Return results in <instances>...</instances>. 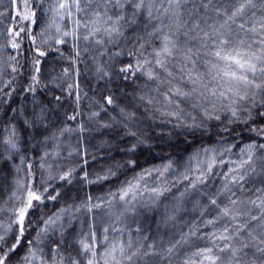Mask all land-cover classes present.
<instances>
[{"label":"trees","instance_id":"16d2710c","mask_svg":"<svg viewBox=\"0 0 264 264\" xmlns=\"http://www.w3.org/2000/svg\"><path fill=\"white\" fill-rule=\"evenodd\" d=\"M51 9L44 0H0V141L15 132L19 148L18 153H11L0 143L4 157L0 160V236L7 229L5 239L13 242V210L23 206L24 195L15 181L30 188L42 181L56 195L55 200H44L29 210L20 247L8 252V245L3 246L8 254L6 264H29L23 259L29 250L36 254L35 260L29 257L31 264H56L69 254L75 257L78 241L86 240L90 233L101 254L106 250L101 244L105 235L112 242L131 240L138 254L131 261L117 254L119 264H199L194 253L211 243L213 232L231 227L226 221L207 223L219 215L208 198L216 199L221 208L227 203L226 195H217L228 183L225 177L243 174L240 184L228 183L235 192L232 199H255L256 190H264V150H252L251 169L247 165L237 169L247 160L249 145L264 144V132L253 131L264 129V120L255 117L257 122L249 121L248 127L230 123L227 114L221 113L220 121H208L199 129L184 127L174 117L162 115L168 109L163 97L146 87L151 82L139 73L131 76L119 71L140 59L143 41L139 37L157 21L145 25L138 18L136 24L122 29L123 36L114 43L91 47L82 38L46 34ZM32 13V21L24 19ZM158 44L154 42V46ZM150 51L146 46L148 59ZM109 96L112 104L105 101ZM152 97L155 100L150 105L147 100ZM41 109L42 123H37L35 117ZM226 125L237 130L228 135L223 131ZM133 132L135 137L130 135ZM137 138L144 142L138 143ZM204 148L214 151L193 158ZM130 161L134 167L129 166ZM169 161L173 170L157 182L170 191L151 207L138 206L135 215L124 213L123 202L113 194L125 180ZM205 161L215 167L200 184L196 177L203 176L200 170ZM38 164L44 167L38 168ZM109 170L115 175L98 179ZM66 171L72 172L70 183L59 179ZM183 175L196 187H189ZM181 192H185L183 197ZM148 196L144 193L142 202L150 203ZM96 204L100 207L93 206ZM37 237L38 245L34 243ZM181 237H187V242L177 244L169 255L166 250ZM145 250L154 255L140 257Z\"/></svg>","mask_w":264,"mask_h":264},{"label":"snow or ice","instance_id":"6c2138e0","mask_svg":"<svg viewBox=\"0 0 264 264\" xmlns=\"http://www.w3.org/2000/svg\"><path fill=\"white\" fill-rule=\"evenodd\" d=\"M58 8L71 18L73 27L72 32L65 31L62 35L72 36L77 40L82 38L88 41L91 47L114 43L123 36L122 29L136 24L138 18H143L145 25L157 21L151 31L146 30L145 34L139 37V40L143 41L139 45L140 59L119 71L131 76L139 73L146 81L151 82L146 84V87L160 94L164 106L168 109L162 115L174 117L177 123H182L184 127L199 129L208 121H220L221 113L227 114L230 123H243L248 127H251L249 121L257 122L255 117L264 120V0H159L158 5L157 0H59ZM34 15L35 13H32L24 19L32 21ZM156 41L159 44L154 46ZM146 46L151 48L148 52L151 59L144 56ZM13 47L18 45L13 44ZM154 100L155 97L149 98L147 103L151 105ZM105 101L107 104L113 103L110 96L105 97ZM42 114L43 109L35 117L37 123H42ZM121 114L124 115L123 110ZM127 118L131 119L130 116ZM236 130L226 125L223 131L231 135ZM253 131L261 133L264 129ZM190 134H194V131ZM130 135L135 137L136 133ZM52 139H55V136ZM137 142L142 144L144 141L137 138ZM0 143L5 146L4 151L19 152L15 132L9 139ZM256 148L264 150V144L249 145L245 150L248 158L238 165L239 168H244L245 165L249 169L252 168V150ZM134 150V147L130 149ZM212 151L214 150L201 149L193 158ZM193 158H190L189 163ZM2 159L3 151H0V160ZM8 160H11L10 156ZM129 166L134 167V162L130 161ZM26 167L31 169L30 164ZM37 167L42 169L44 165L38 164ZM214 167V163L205 161L200 170L203 176L198 175L196 182L204 184L206 181L203 177L210 176ZM171 170L173 165L169 161L161 167L144 169L139 175L125 180L118 193L113 194L117 201L123 202L124 213L135 215L138 206L145 208L155 205L160 197L170 191L157 181ZM71 175V171H66L59 179L70 183ZM114 175L115 173L109 170L108 174L98 179H108ZM183 179L189 182V187H196V183H193L188 175H183ZM225 180L237 185L243 180V174L226 176ZM37 183L38 187L30 188L19 180L15 181L24 194L21 201L23 206L13 210V223L16 226L12 236L13 242L9 243L5 239L7 229L5 234L0 236V253H4L0 255V264H6L8 259V254L4 252L5 244L8 245V252H14L20 247L29 210L42 204L44 200L56 199V195H52L42 181ZM228 183H225L221 193H217L226 195L227 203L222 201L223 208L216 199L208 198L209 204L215 207L219 215L215 221L209 220L207 223L226 221L231 227L224 226L219 233L213 232L209 237L211 243L194 255L199 258V264H264V190L257 189L255 199H232L235 192L228 187ZM144 193L149 194L150 203L142 202ZM184 195L185 192L180 193L181 197ZM93 206L100 207L99 204ZM48 223L52 221L49 220ZM11 227L10 224L9 229ZM107 232L108 228H104L103 233ZM192 235H195V232ZM39 241L40 238L37 237L34 243L38 245ZM216 241L222 243L218 244ZM186 242L187 237H181L166 250L167 253L173 255L177 244ZM27 243L31 244L33 241ZM101 244L106 249L102 254L98 251L100 246L97 245L94 234L90 233L86 240L78 241L75 257L69 254L56 261V264H63L64 259L67 264H119L116 260L117 254L131 261L139 251L132 248L131 240L126 243L112 242L107 240L106 235ZM139 255L144 257L154 253L145 250ZM29 257L35 260L36 254L29 250V254L23 258L31 264Z\"/></svg>","mask_w":264,"mask_h":264},{"label":"rangeland","instance_id":"374dc122","mask_svg":"<svg viewBox=\"0 0 264 264\" xmlns=\"http://www.w3.org/2000/svg\"><path fill=\"white\" fill-rule=\"evenodd\" d=\"M45 2H50L52 9L50 10L52 15V20H50V25L47 29V33L50 36L62 35L63 32L68 31L72 32V21L71 18L67 16L62 10L58 8L59 0H44ZM59 28V31H57ZM239 169V167H237Z\"/></svg>","mask_w":264,"mask_h":264}]
</instances>
